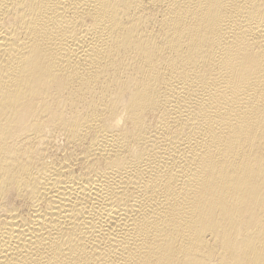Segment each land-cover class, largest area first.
<instances>
[{
  "label": "bare ground",
  "instance_id": "bare-ground-1",
  "mask_svg": "<svg viewBox=\"0 0 264 264\" xmlns=\"http://www.w3.org/2000/svg\"><path fill=\"white\" fill-rule=\"evenodd\" d=\"M0 264H264V0H0Z\"/></svg>",
  "mask_w": 264,
  "mask_h": 264
}]
</instances>
